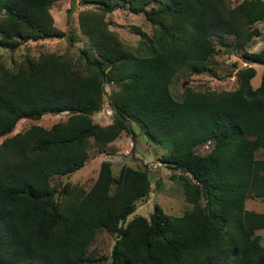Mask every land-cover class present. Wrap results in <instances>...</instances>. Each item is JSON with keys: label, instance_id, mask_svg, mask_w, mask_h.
Masks as SVG:
<instances>
[{"label": "trees", "instance_id": "trees-1", "mask_svg": "<svg viewBox=\"0 0 264 264\" xmlns=\"http://www.w3.org/2000/svg\"><path fill=\"white\" fill-rule=\"evenodd\" d=\"M53 0H0V48L65 37L53 22ZM77 11L87 44L73 54L25 55L15 68L0 58V264H85L98 228L115 232L105 264H264L255 231L264 212L248 210L246 194L264 197V74L253 87L255 69L237 67L231 90L193 89L182 81L208 70L221 53L223 37H234L245 61L264 65V47L245 44L260 34L264 0H81ZM73 4L67 8L71 14ZM124 8L143 13L151 32L139 26L135 44L110 27L107 13ZM219 45V46H218ZM106 83L112 120L95 123ZM67 113L48 126L29 125L11 135L18 120ZM131 123L154 142L169 144L159 162L183 184L190 208L168 214L154 203L149 215L135 214L150 190L144 168L109 159L98 164L89 188L53 176H69L91 148H103ZM209 141L202 154L194 149ZM190 175V176H188Z\"/></svg>", "mask_w": 264, "mask_h": 264}, {"label": "rangeland", "instance_id": "rangeland-1", "mask_svg": "<svg viewBox=\"0 0 264 264\" xmlns=\"http://www.w3.org/2000/svg\"><path fill=\"white\" fill-rule=\"evenodd\" d=\"M232 5L240 0H229ZM73 4L71 14H66L67 8ZM81 0H53L49 7V13L53 17L54 24L65 32L66 36H70V40L63 37H50L37 41L21 42L13 50L0 48V58L4 65L11 69L15 68L17 62L25 55L38 56L43 52L52 51L63 54L69 52L73 54L79 47L87 44L85 34L80 32L77 22L78 9L89 6ZM110 19V27L116 30V33L124 40L125 43L135 44L138 35L131 33V26H139L147 33L151 32L150 23L145 19L143 13H130L124 8H116L107 13ZM256 26L259 28L260 34L252 37L244 46L247 50L258 51L264 47V19L259 21ZM234 37H223L220 42L215 43L221 45V53L213 56L214 63L209 66L208 70L202 71L200 74L191 75L189 78L183 73H178L171 81L170 89L175 96H179L182 90V81L187 79L189 85L196 90L216 89L231 90L238 85L236 69L239 66L250 64L255 69V74L251 79L253 87L260 84L261 75L264 74V65L245 61L238 46L233 39ZM218 45V46H219ZM113 83H106L105 95L103 96V104L101 109L92 114V119L95 123L106 125L112 120L111 109L107 103V95L109 90L114 87ZM67 113H45L38 120L23 118L18 120L12 128L11 133L22 130L25 127L33 124L40 126L51 125L55 121L64 120ZM140 126L131 123L130 132L121 130V133L112 142H109L103 148H90L88 157L84 164L77 168L74 173L65 176H53L52 182L58 187H61L66 181L73 185H81L83 188L92 186L97 177L98 164L101 160L109 159L111 162L112 171L118 172L119 166L127 165L132 168H144L148 172L150 180V190L146 197L139 199L136 203V210L129 216L135 214L149 215L153 210L154 203L159 204L168 214H182L190 208L183 196V184L179 178H173L171 173L178 172L176 169L168 168L164 163L159 162L161 156L168 153L169 144L154 142L148 139L140 130ZM2 137L0 138V143ZM210 147V143H209ZM209 147L201 144L194 149L196 153H205ZM256 157L264 158V148L256 151ZM190 176V175H188ZM245 206L248 210L264 212V197H254L252 194H246ZM261 237L264 245V228L255 231ZM116 238L115 232L104 228H98L93 241L88 247V258L84 261L85 264H105L108 260L113 242Z\"/></svg>", "mask_w": 264, "mask_h": 264}, {"label": "built area", "instance_id": "built-area-1", "mask_svg": "<svg viewBox=\"0 0 264 264\" xmlns=\"http://www.w3.org/2000/svg\"><path fill=\"white\" fill-rule=\"evenodd\" d=\"M204 146L209 147V141L206 144H204Z\"/></svg>", "mask_w": 264, "mask_h": 264}, {"label": "crops", "instance_id": "crops-1", "mask_svg": "<svg viewBox=\"0 0 264 264\" xmlns=\"http://www.w3.org/2000/svg\"><path fill=\"white\" fill-rule=\"evenodd\" d=\"M22 119H23V118H22ZM118 136H119V135H118ZM118 136H117V137H118ZM117 137H116V138H117ZM111 142H112V141H111Z\"/></svg>", "mask_w": 264, "mask_h": 264}]
</instances>
